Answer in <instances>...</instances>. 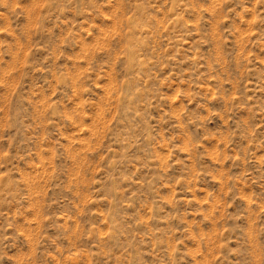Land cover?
I'll list each match as a JSON object with an SVG mask.
<instances>
[{
    "label": "rangeland",
    "instance_id": "obj_1",
    "mask_svg": "<svg viewBox=\"0 0 264 264\" xmlns=\"http://www.w3.org/2000/svg\"><path fill=\"white\" fill-rule=\"evenodd\" d=\"M0 264H264V0H0Z\"/></svg>",
    "mask_w": 264,
    "mask_h": 264
}]
</instances>
